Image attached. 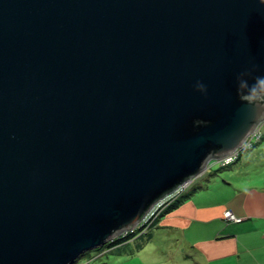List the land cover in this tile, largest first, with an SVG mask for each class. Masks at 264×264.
Returning a JSON list of instances; mask_svg holds the SVG:
<instances>
[{
	"label": "water",
	"instance_id": "obj_1",
	"mask_svg": "<svg viewBox=\"0 0 264 264\" xmlns=\"http://www.w3.org/2000/svg\"><path fill=\"white\" fill-rule=\"evenodd\" d=\"M260 76L264 0H0V264L139 227L255 134Z\"/></svg>",
	"mask_w": 264,
	"mask_h": 264
},
{
	"label": "rangeland",
	"instance_id": "obj_2",
	"mask_svg": "<svg viewBox=\"0 0 264 264\" xmlns=\"http://www.w3.org/2000/svg\"><path fill=\"white\" fill-rule=\"evenodd\" d=\"M239 151L236 163L225 168L216 163L196 176L186 190L190 196L149 237L136 236L123 250L127 256L98 247L75 264H264V121ZM226 209L243 221L230 226L214 221Z\"/></svg>",
	"mask_w": 264,
	"mask_h": 264
},
{
	"label": "trees",
	"instance_id": "obj_3",
	"mask_svg": "<svg viewBox=\"0 0 264 264\" xmlns=\"http://www.w3.org/2000/svg\"><path fill=\"white\" fill-rule=\"evenodd\" d=\"M258 133H259V131H258ZM255 136H257V135H255ZM260 136H261V139H262L261 133H260ZM254 141H255V137H253L252 139H250V142L251 143L254 142ZM241 153H242V151H239L237 157L235 158L236 161L240 158ZM216 163H218V162H211V164L209 165V167L204 171V175H205V172L207 173L208 170L211 169L212 165L213 164H216ZM234 163H236L235 160L233 161L232 164H234ZM232 164H229V165H221L220 163H218V166H219V168H225V167H229ZM191 184H192V182L184 189V191L181 194H179L178 196H176L174 198L175 200L173 199V201L171 200L172 202H168V204H165L163 206L162 211L161 210L159 211L160 214L158 213L159 215H155L150 220V221H154L153 225H151L150 228H147L148 227V225H147L148 223H147L145 226L142 225V226H139V227L135 228L134 230H132L130 232L123 233L119 237L114 238L112 241H110L107 244H105L104 246H102L104 248V250H107L108 249L110 252H112V249L116 248L117 246H121L123 244H127L129 241L135 242L136 240L139 239L138 237L135 238L136 236L142 237V236H145L146 235L147 237H149L152 234V231L155 228V225L157 224V222H159L160 219L165 214H167L168 212H170L173 209H175L179 204L183 203V201H185L190 196V193H189L190 191L186 192V190H188V188L190 187ZM226 210H228V209H226ZM235 216L238 217V218H240V216H237V215H235ZM222 220L225 223V225L230 226V225H237V224L241 223L243 219H241L238 222L228 221V220H226L223 217V213H222ZM138 228H140V229L137 230ZM148 230H150V231H148ZM105 248H107V249H105ZM124 249L125 248H123L122 250H124ZM118 251H121V250L119 249ZM122 252H124V251H122Z\"/></svg>",
	"mask_w": 264,
	"mask_h": 264
},
{
	"label": "built area",
	"instance_id": "obj_4",
	"mask_svg": "<svg viewBox=\"0 0 264 264\" xmlns=\"http://www.w3.org/2000/svg\"><path fill=\"white\" fill-rule=\"evenodd\" d=\"M238 154H232L228 157H225L223 159L220 160H214L211 162H218L221 165H227L230 164L231 162H233L235 160V158L237 157ZM211 162L208 164L207 168L209 167V165L211 164ZM206 168V169H207ZM193 181V180H192ZM191 181V182H192ZM190 182V183H191ZM188 183L187 185L181 186L179 187L175 192L171 193L170 195H167L166 197H164L159 203H157L153 209L151 210V212L147 215V217L145 218V220L142 222V224L140 226H142L144 223H146L151 217H154L155 215H157L158 211L161 210L163 208V206L165 204H168V202H170L171 200H173L176 196H178L181 192L184 191V189L190 184ZM223 217L228 220V221H232V222H238L241 219L236 217L234 215V213L231 210H225L223 212Z\"/></svg>",
	"mask_w": 264,
	"mask_h": 264
},
{
	"label": "clouds",
	"instance_id": "obj_5",
	"mask_svg": "<svg viewBox=\"0 0 264 264\" xmlns=\"http://www.w3.org/2000/svg\"><path fill=\"white\" fill-rule=\"evenodd\" d=\"M256 70V66H253L251 69H245L244 71H242L241 73L238 74L237 76V80H238V85H243L245 83H247V77L250 76L252 71ZM258 79L261 82H264V76H260L258 77ZM196 88L198 91H200L203 94L207 93V88L203 83L197 82Z\"/></svg>",
	"mask_w": 264,
	"mask_h": 264
},
{
	"label": "crops",
	"instance_id": "obj_6",
	"mask_svg": "<svg viewBox=\"0 0 264 264\" xmlns=\"http://www.w3.org/2000/svg\"><path fill=\"white\" fill-rule=\"evenodd\" d=\"M219 216H220V214H219ZM214 221H218V222H220V223H224L223 222V220H222V212H221V218H218V219H215ZM243 221V220H242ZM160 222V221H159ZM224 225H225V223H224ZM227 226V225H226ZM155 227H156V225H155ZM156 228H158V227H156ZM225 230H227V229H225ZM215 234V233H214ZM131 243H133L132 241H129L127 244H123V245H121V246H117L116 248H114V249H112V254L113 255H115V256H119V258L121 257V256H127L126 254H124V252L122 253V249L123 248H125L126 246H128V245H130ZM121 250V251H118V250ZM127 252V251H126ZM203 257L204 256H209L207 253H205L206 255H204L203 253H200ZM93 264H98L97 263V261H95ZM100 264V263H99ZM105 264H110V261L107 263H105Z\"/></svg>",
	"mask_w": 264,
	"mask_h": 264
},
{
	"label": "flooded vegetation",
	"instance_id": "obj_7",
	"mask_svg": "<svg viewBox=\"0 0 264 264\" xmlns=\"http://www.w3.org/2000/svg\"><path fill=\"white\" fill-rule=\"evenodd\" d=\"M153 217H151L146 223L143 224V226H145L147 223H149V221L152 219Z\"/></svg>",
	"mask_w": 264,
	"mask_h": 264
}]
</instances>
